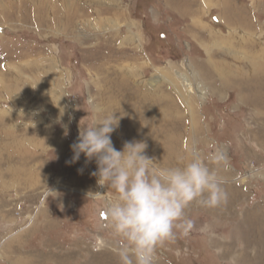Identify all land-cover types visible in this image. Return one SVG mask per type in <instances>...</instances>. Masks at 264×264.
Wrapping results in <instances>:
<instances>
[{
    "label": "rangeland",
    "instance_id": "1",
    "mask_svg": "<svg viewBox=\"0 0 264 264\" xmlns=\"http://www.w3.org/2000/svg\"><path fill=\"white\" fill-rule=\"evenodd\" d=\"M59 1L0 0V264H120L101 212L116 193L71 148L111 114L117 150L142 141L158 167L195 155L226 194L189 204L191 230L153 264L200 247L264 264V0Z\"/></svg>",
    "mask_w": 264,
    "mask_h": 264
},
{
    "label": "clouds",
    "instance_id": "2",
    "mask_svg": "<svg viewBox=\"0 0 264 264\" xmlns=\"http://www.w3.org/2000/svg\"><path fill=\"white\" fill-rule=\"evenodd\" d=\"M116 124L111 114L81 127L71 145L73 160L81 154L95 158L98 184L116 193L101 212L119 241L120 264H153L158 246L174 241L178 231L191 230L193 221L185 216L189 204L214 207L226 194L217 174L195 155L180 167H158L144 154L142 141L125 142L117 150L111 139Z\"/></svg>",
    "mask_w": 264,
    "mask_h": 264
},
{
    "label": "crops",
    "instance_id": "3",
    "mask_svg": "<svg viewBox=\"0 0 264 264\" xmlns=\"http://www.w3.org/2000/svg\"><path fill=\"white\" fill-rule=\"evenodd\" d=\"M217 40V39H216ZM247 41V40H245ZM246 52H248V48H246ZM251 54V55H255L254 53H247V58L248 56ZM8 117H5L4 120L5 121H8ZM7 124V123H6ZM10 125V124H8ZM7 137H17V136H14V133H13V136L10 135L9 132H4V138H7ZM8 139V138H7ZM114 192V190H113ZM193 241H196L197 243L198 240H193ZM192 246H190L191 249H195V245L198 246L197 244H194V243H191ZM198 253L197 255L193 256L191 251L189 253V255H181V257H179V260L177 259L176 261V264H216L215 260L212 258V256L206 252V251H202V247H200L198 249ZM192 255V256H191ZM32 263V260L31 259H23V261H20L19 259H16L14 260V263L13 264H31Z\"/></svg>",
    "mask_w": 264,
    "mask_h": 264
},
{
    "label": "bare ground",
    "instance_id": "4",
    "mask_svg": "<svg viewBox=\"0 0 264 264\" xmlns=\"http://www.w3.org/2000/svg\"><path fill=\"white\" fill-rule=\"evenodd\" d=\"M8 1H10L9 2V5L11 4V5H13V4H15V3H20V0H8ZM15 1V2H14ZM64 1L65 0H60L59 2H63L64 3ZM63 3H60V5L62 6V5H64ZM3 4V3H2ZM3 7V6H2ZM67 7V6H66ZM213 33V32H212ZM212 33H210L209 32V34L210 35H212ZM49 63H50V66H51V68H52V70H54V67H55V65L53 64V62H52V59L49 61ZM132 71H134L133 69H132ZM55 72L57 73L58 71L56 70V67H55ZM48 73V72H47ZM49 74V73H48ZM33 81H35V82H39L40 80H38L37 78H34V79H32L31 81H26V83L27 84H29V85H26V86H28V90L29 89H32L31 88V85H30V83H34ZM29 82V83H28ZM41 83V82H40ZM43 84V83H42ZM50 85V84H49ZM184 85H185V87H186V89H187V87L189 86V85H191L187 80H185L184 81ZM41 86V85H40ZM43 86V85H42ZM57 88V87H56ZM190 88H191V86H190ZM38 90V89H37ZM187 91V90H186ZM6 92H8V94L6 93ZM189 92H191V90H188L187 91V93L189 94ZM6 96H10V97H12L13 96V94H14V92H12L11 90H6V91H4L3 92ZM24 93L26 94L27 93V91H23V94L22 95H24ZM12 95V96H11ZM23 98H25V100H26V98L27 97H21V101H22V99ZM35 139H36V141H37V143H38V140L41 142V139L43 140L44 139V137L42 138L41 136H34V138H33V141H35ZM27 142V141H26Z\"/></svg>",
    "mask_w": 264,
    "mask_h": 264
}]
</instances>
